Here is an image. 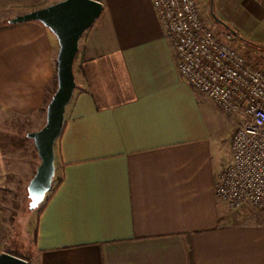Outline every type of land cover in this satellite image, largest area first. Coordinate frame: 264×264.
I'll return each mask as SVG.
<instances>
[{
	"label": "crops",
	"instance_id": "0c3cea01",
	"mask_svg": "<svg viewBox=\"0 0 264 264\" xmlns=\"http://www.w3.org/2000/svg\"><path fill=\"white\" fill-rule=\"evenodd\" d=\"M58 1L0 0V11ZM98 1L55 144L63 183L28 263L264 264V223L238 221L216 193L231 161L218 156L216 104L180 75L152 0ZM209 2L205 21L235 34L251 59L264 51L254 46L264 47V0ZM58 50L40 22L0 28V197L17 182L28 192L41 162L28 134L46 123ZM11 237L0 205V254L15 253Z\"/></svg>",
	"mask_w": 264,
	"mask_h": 264
},
{
	"label": "built area",
	"instance_id": "2783aa9c",
	"mask_svg": "<svg viewBox=\"0 0 264 264\" xmlns=\"http://www.w3.org/2000/svg\"><path fill=\"white\" fill-rule=\"evenodd\" d=\"M152 3L175 46L180 75L222 111L240 117L231 161L218 175V198L232 211L252 206L264 214V68L252 63L232 32L204 20L201 0Z\"/></svg>",
	"mask_w": 264,
	"mask_h": 264
},
{
	"label": "water",
	"instance_id": "95a60500",
	"mask_svg": "<svg viewBox=\"0 0 264 264\" xmlns=\"http://www.w3.org/2000/svg\"><path fill=\"white\" fill-rule=\"evenodd\" d=\"M98 0H60L46 7L16 15L10 24L40 22L57 38V89L46 110V123L38 131L30 132L40 157V164L28 185L30 208L37 209L53 188L56 175L55 144L65 124V113L70 104L76 80L74 62L80 50V41L103 12ZM0 264H29L22 257L9 252L0 254Z\"/></svg>",
	"mask_w": 264,
	"mask_h": 264
},
{
	"label": "rangeland",
	"instance_id": "374dc122",
	"mask_svg": "<svg viewBox=\"0 0 264 264\" xmlns=\"http://www.w3.org/2000/svg\"><path fill=\"white\" fill-rule=\"evenodd\" d=\"M201 2L203 4V18L204 20L206 19L208 21L210 20V18H212V14L214 13L212 12L211 3L209 2V0H201ZM15 13V11L11 10L0 11V27L5 25L7 21L9 22V20L13 18V16L15 17ZM217 25L221 30H226L223 29L218 23ZM257 54L258 55L251 59V61L256 66L264 68V51H261ZM79 55L80 52H78L74 62L76 86L80 81ZM75 91L76 89L74 90V94ZM69 105H71V102ZM240 121L241 120L239 116H234L232 114L224 112L216 105L215 129L218 141V156L225 163H228L231 159V139ZM19 184L20 182H17L15 185L12 184L11 187H7L4 190L5 192L0 197V205L2 206V210L6 214L7 220L10 223L12 229V237L8 245L9 249L22 255H32V253L34 252V237L39 208H30V199L28 196V192L25 191L24 187L19 186ZM55 184L56 181L54 179L53 187ZM49 195L50 192L46 197H48ZM222 202L224 209H229L227 204L223 200ZM231 213L234 218H236L240 222L264 223V214H260L252 206H245L237 211L231 210Z\"/></svg>",
	"mask_w": 264,
	"mask_h": 264
},
{
	"label": "trees",
	"instance_id": "16d2710c",
	"mask_svg": "<svg viewBox=\"0 0 264 264\" xmlns=\"http://www.w3.org/2000/svg\"><path fill=\"white\" fill-rule=\"evenodd\" d=\"M5 25H10V23L7 21V23L5 24ZM5 25H3V26H5ZM3 26H1L0 28H2ZM231 32V31H230ZM235 35V34H234ZM236 36V35H235ZM237 37V36H236ZM238 38V37H237ZM255 47H258V48H261V49H263V47H261V46H256V45H254ZM54 84H55V87H54V90H53V93H52V95H51V97H50V99H49V102H50V100H51V98H52V96H53V94L55 93V91H56V89H57V85H58V82H57V75H56V77H55V79H54ZM48 102V103H49ZM55 181H56V184L54 185V187L52 188V190H51V192H50V195L48 196V197H46V199H45V201L40 205V207H39V213H38V217H37V222H36V226H38V220H39V217L41 216V214H42V212H43V210L45 209V206H46V204L49 202V200L51 199V197H52V195L59 189V187L61 186V184L63 183V180H62V178L61 177H58V176H56L55 175ZM37 233H38V231H37V228H36V231H35V237H34V244L36 243V239H37ZM15 255H17V256H19V257H22V258H24V259H26L27 261H31V258H32V255H22V254H19V253H14ZM30 264V263H29Z\"/></svg>",
	"mask_w": 264,
	"mask_h": 264
}]
</instances>
